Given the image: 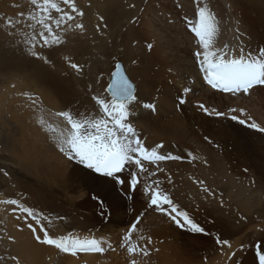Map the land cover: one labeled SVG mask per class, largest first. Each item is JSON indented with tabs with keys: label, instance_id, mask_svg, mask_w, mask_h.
I'll return each mask as SVG.
<instances>
[{
	"label": "rangeland",
	"instance_id": "374dc122",
	"mask_svg": "<svg viewBox=\"0 0 264 264\" xmlns=\"http://www.w3.org/2000/svg\"><path fill=\"white\" fill-rule=\"evenodd\" d=\"M26 1L30 3L29 0ZM132 1L133 2H130V0H77L78 6L82 8V10L84 8V12H88L90 16L94 17L96 13H98V21L101 23H91L92 27L90 30L92 36L88 38L91 40H84L83 37H81L80 40H76L71 44L68 43L67 46L71 47H66L64 49V52L69 51V54H73V56H71V54L69 55L71 57L70 61L72 62V60H74L72 63H76L81 67L79 73L71 68L70 61L69 64L66 65L69 66L67 69L68 74L75 81L79 82L76 89L81 93L85 92V96L86 91L89 90V81L93 77L92 72L94 71L96 75H99L104 70L101 69L103 68L101 65L104 64L106 60H101L102 56H110V53H107L109 42H106L105 33L100 29L103 21L100 20L101 16H103L104 21L107 23L105 27L106 31L107 29L111 31L114 25L119 27L120 35H117V37L113 36L118 43L122 38L121 34L123 35L125 30L128 29V24L133 20L135 22H140L144 12L146 13L145 18L148 20L154 18L152 12L147 6L152 1V5L156 4V8L159 12L158 17L157 15L156 17L163 19L164 26H167L169 30H181L182 32L185 31L188 34H192L185 18L187 17L188 20H193L195 18H191V16L195 17L196 14H192V11H188L186 14L183 12L182 7L185 5L184 0H158L157 3L155 0ZM185 2L186 4L195 6V9L197 10L195 0H188ZM111 6H116V8L114 7L113 9H110ZM20 12H23V10H11L7 14L8 17L15 19ZM77 18V22H84L83 17ZM97 25H100V28H98ZM24 26L25 25H20L18 27L21 28ZM16 30L17 28L10 32H15ZM88 33V26H85L84 34L88 36ZM223 33L225 37H223L222 40L225 41L228 38L227 32L224 31ZM26 35L29 34L26 33ZM109 37V41L111 42V36ZM154 39L155 41H158V38ZM102 42H106V45ZM142 45L146 46V50L148 48L151 52V47H149V45L153 46V42H147L145 39L143 40ZM218 47H222L221 44H219ZM261 48H264V45ZM54 49L56 50V45L54 46ZM71 49H73L72 52H70ZM24 50L29 53L28 47ZM64 52L62 50L60 54H56L55 57H53L57 62V66L61 67L62 62L60 58ZM66 54L68 53L66 52ZM100 55L101 57H99ZM114 62L115 59L111 57L110 61L105 63L108 66V69L110 67L112 68V65L114 67L106 80V85L103 87L102 96L107 95L105 90L110 82L112 72L115 71L116 64L122 63L125 66L124 61L120 60ZM134 83L136 84L135 81ZM163 85L164 90L165 86L171 88L172 97L175 101L176 113L180 114L179 117L183 119L184 126L186 125L185 139L180 141H170V145L177 148L180 146L183 148V151L177 155L181 157L180 160L161 161L160 163L162 164H158V167L146 164L149 173L141 174V185H143L145 181L150 184L153 180H156L159 182L161 189L167 191L171 197V189L168 190V187L163 188V186L170 185L172 183L170 181L176 178L181 171L199 177L198 166L205 164V160L200 156L195 155L196 159H191L189 153H191L192 156H194V153L187 141L193 140L198 143V146H204L211 149L210 154L212 155L214 163L216 162L215 159L220 158L219 160L221 161V164L227 169V182L233 181L234 185L238 187L237 189H235L236 187L233 189L232 186H227V189L223 192L224 195L221 196V200L226 202L223 203L224 201H221V206L217 204L220 206L219 208L221 210H214L215 206H207L206 202H200L202 203L200 204L195 202L189 203L186 201V204L183 200L179 201V199L175 200L171 197L174 203L180 206L181 209L188 211L190 216L204 227L206 233L209 234L192 233L185 229H181L171 221L167 215L155 210L154 207H149L148 205L150 201L141 185H138L135 191H130L127 183H125V185H119L109 177L97 175L93 170L87 169L75 160L69 161L76 165V169L79 167H85V169L90 170L93 174L101 178H106L109 181L105 183L103 181L94 180L96 186H99L98 188H96L95 185H91L90 187L85 185L81 186L80 182H87V179L88 182H92L93 179L84 176L73 178L75 175L72 176V173H69V176L66 175L65 179L59 186H55L52 192L53 194L49 192V194H51V199L49 198V194H47L48 197H46V199H49H47L45 203H47V207L50 208L45 212L41 207L42 205L37 204V200L32 194L33 190L29 191V189H27V191L25 189L20 192L21 195L25 196V200L20 195H17L14 190H18V183L23 186L28 185L32 187L36 184L33 180V171H29L27 166L24 165L27 163L25 161L26 158L24 157H28V154L31 155L33 150V127L38 129L44 136H47V140L50 143L52 150L56 152L57 157L60 159L62 158L60 156L62 153L59 151L55 142V136L44 131L39 124V120L41 118L48 120L59 125L63 130L69 128L62 117H46L44 112L46 108L40 101L39 96L34 94H31L32 96L27 98L20 96V98L24 100L20 103L21 114L17 115L20 119L16 121L13 120L15 123L14 126L17 127L15 133H13L14 128L11 130L10 127H7L10 128L9 131L7 128H2L1 126H3V123L2 120L0 121V133L2 134H0V201L4 200L2 197H5V199H16L21 204L42 213L52 222L51 224L47 221L43 222L50 235L67 236L71 234L72 236L79 238V236L88 233L90 239L96 238L104 242L103 247L105 248V251L102 254H98L97 256L99 257L87 260L84 258H78L77 255L80 253H77L76 256H74L75 258H73L75 261L74 264H130V259L132 257H130L126 248L121 246L123 243L122 238L130 230L132 223H134L138 217L140 218V223L137 225V231L132 235L133 241L139 242L141 246H144L147 243V238L149 237L152 241L151 244L148 245L150 249V255L148 257L136 256L138 264H163V259L166 264L170 261L172 264H183L185 260L186 264H236L237 260H239L241 264H258L255 245H264V132L248 127L247 123L255 122L261 128H264V121H262L258 114L256 116L255 109L252 107L254 104L250 102L247 97H241L240 100H235L233 98L227 99L220 94L213 93L205 98L206 101L202 100L197 102L192 100L183 90L174 87L175 83L166 78L164 84L157 89L156 94L164 91ZM261 87L260 93H262L261 95H264V86ZM1 93H3V91ZM260 93L253 95V97L257 98ZM156 94L154 96L155 98L157 97ZM93 97L91 99H93ZM181 97H183L186 103H179V98ZM88 98L90 97L88 96ZM146 103H151V101ZM201 104L208 109V113H211L210 115L199 107ZM140 105L142 107V104ZM17 107L18 106H14L13 109ZM96 107L99 106L97 105ZM260 108L262 113H264V106H260ZM230 109H236L237 111L231 112ZM240 109H243L244 112L241 113L239 111ZM46 111L48 110L46 109ZM130 111L132 110L130 109ZM249 111L251 113H249ZM217 112L224 113V115L218 116L216 115ZM252 114L254 115V119L251 117ZM232 115H237L240 119H246L247 123L242 125L238 121L232 120ZM6 131L8 132L6 133ZM54 152L52 153L50 151L48 154L53 155ZM59 162H61V160H59ZM163 163L166 165L163 166ZM160 169H162V171ZM72 172L81 175L78 170ZM152 172L156 173L155 176L151 175ZM161 182L162 184H160ZM227 182L225 180V183ZM5 183H9L8 186ZM241 186L244 187L242 188L246 194V201H250L249 207L251 209V211H242L254 222H250L249 218L245 216L243 212L240 211V213L239 210L236 214L234 211L236 208L232 207L234 200L229 194H231V196L234 194L233 198L235 199V196L239 193V187ZM96 197H98L99 200H102L107 206L106 214H101L99 201ZM8 206L9 204L0 203V256H4L6 259L7 257L12 256V248H10L8 244L5 246L7 226H5L6 224L4 223L2 216ZM14 207L15 206L12 208L14 209ZM13 209L11 210V213L15 217L20 218L18 228L23 230L25 228L28 230L26 222L29 221L30 223L32 221L26 219L25 215L18 210L14 212ZM58 217H63L64 219H58ZM226 220L229 221L232 228L224 223ZM239 226L242 228L238 229ZM140 236H144L146 239L140 240ZM216 237L228 240L231 244V248L218 245ZM236 242H239V244L237 245ZM241 245L245 246L242 251L240 250ZM156 249H158V251H156ZM233 251L236 252V256L229 261L228 254ZM171 254H173L175 258H173ZM69 256H71V253L57 254L56 258L58 259L50 262V264H70L68 259L71 257ZM223 258L225 260H223ZM167 260L169 261L167 262ZM7 264H13V262L7 260ZM20 264L25 263L22 262Z\"/></svg>",
	"mask_w": 264,
	"mask_h": 264
},
{
	"label": "bare ground",
	"instance_id": "6f19581e",
	"mask_svg": "<svg viewBox=\"0 0 264 264\" xmlns=\"http://www.w3.org/2000/svg\"><path fill=\"white\" fill-rule=\"evenodd\" d=\"M185 1L188 0H184L185 5H183L182 7L183 12L186 14L188 13V11H192V14H196V7L186 4ZM130 2L133 1L130 0ZM155 2L157 3L158 0H155ZM200 2L201 5L206 4L212 10V12H214L217 18L219 25V32L216 40L217 46L215 45L217 48L222 49L227 44L231 48L238 50L240 46H243L246 51H251L253 52V54H255L256 50L259 49L258 47L261 48L264 45V0H200ZM147 6L152 12L154 18L148 20L147 18H145L146 13L144 12L142 14L140 22H135L133 20L128 24V29L125 30L123 35L121 34L122 38L118 41V43L116 41V38L113 37H117V35H120L118 26L114 25L111 31L109 29H107L106 31L105 25H107V23L103 19L101 28L99 27L101 31L105 33L106 42H109L107 53H110L109 57L104 55V57L102 56L101 60H106V62H109L110 58L112 57L113 59H115V62L120 60L124 61V67L127 75L136 82L139 102L130 106V109L132 110L130 120L133 126L136 128L137 133L139 134L140 132L139 136L146 147L152 148L157 145H163V147L159 148L158 151L161 154L170 153L174 156H177L179 153H182L181 151H183V148H181L180 146H178L177 148L170 145V141H180L184 140L186 137V125L184 126V123L182 121L183 119L179 117L180 114L176 113L175 101L172 97L171 88L169 86H165L164 90L163 85L164 91L156 94L157 89L162 84H164L165 78L167 80L173 81V83H175L174 87H177L178 89L184 91L185 88H190L191 91L185 93H187L192 100H195L197 102L202 100L206 101L205 98L213 93L220 94L227 99L233 98L235 100H240L241 97H247L249 98L250 102L254 104V106L252 107H254L255 109L256 116L258 114L262 121H264V113H262L260 108V106H264V95H261L262 93H260L262 88L261 86L253 90L251 95H233L220 93L219 91L212 89L211 87L206 85L205 81L203 80V74L199 70L198 62L194 55L195 51L199 49L197 48V43L194 40L193 34H188L185 31L184 33L181 30H169L167 26H164L163 19H161L160 17L157 18L159 12L156 8V4L152 5L151 1V3ZM114 7L116 8V6H111L110 9H113ZM16 9H22L23 12L26 13L32 10V6L26 0H1L0 121L2 120L3 123V126L1 127H4V129L10 127L11 130L14 128L13 133L16 132L17 127L14 126L15 123L13 122V120L16 121L20 119L17 115L21 114L20 103L24 100L20 98V96H23V98H27L31 97V94L39 96L40 101L48 110L46 111L45 109L44 111L46 117H58L56 115L57 113L66 110H70L74 114L84 113L86 115H100L99 107H96V103H94L93 99L91 98L93 96H102L104 89L103 87L104 85H106V80L108 79V76L114 66L112 65V68L110 67L108 69V66L105 64V62L101 65L103 66V68H101L100 66L101 69H104L101 74L96 75L94 71L92 72L93 77L89 81V90L86 91L85 96V92L81 93L76 89V86L77 84H79V82L75 81L67 71L69 66L66 65H68L69 61L71 60V57L69 56L71 53L69 54V51H66L68 54L64 52V49L66 47H71L67 46L68 43L71 44L76 40H80L81 37H83L84 40H91L88 39L92 36L90 30V28L92 27L91 23L94 22V24H97L98 22V24H101L98 21V13H96V15L92 17L88 12H85V15L83 16V23L86 27L88 26L89 37L85 35L84 32L82 33L79 30H69L67 33H62L64 43L56 45V50L54 49L55 45L45 48L38 47L36 50L46 58L38 59L24 50L28 46L24 44L23 41L32 35V29L24 26L21 28L17 27V30L15 32H10L13 29H8L5 23L4 18L8 17L7 13L11 10ZM84 10L85 9L83 8V11ZM191 18L195 17L191 16ZM224 31L227 32L228 37H226L227 40L225 41L222 40L223 37H225L223 33ZM26 33H28L29 35H26ZM109 36H111V42L109 41ZM67 38L69 39V41ZM154 38H158V41H155ZM145 39L147 40V42H153V46H151V52L148 50V48L146 50V46L142 45V42ZM106 42L102 43L106 45ZM219 44H221L222 47H218ZM73 49H71L70 52H72ZM62 50L64 53L60 58L62 62L60 67L57 66V62L55 61V59H53V57H55L56 54H60ZM71 56H73V54H71ZM99 57H101V55ZM73 61L74 60H72V62ZM2 91L3 93H1ZM258 93H260V95H258L257 98H254L253 95ZM155 94L157 95L156 98L154 97ZM88 96L90 98H88ZM149 101L156 105L155 111L141 107L140 104L143 105ZM14 106L18 107L13 109ZM249 113L251 112L249 111ZM251 117L252 119H254L253 114ZM45 121L46 124L54 126L58 131L63 130L59 125H56L48 120ZM10 128H7L8 131L10 130ZM43 129L44 131H46L45 128ZM8 131H6V133ZM46 132L54 135L55 137L58 134V132ZM187 142L194 153L193 155L200 156L203 160H205L204 165L201 164L198 166L199 177L181 171L180 173H178L176 178L170 181L172 182L170 185L163 186V188L168 187V190L171 189V197L175 200H183L185 201L184 203H186V201L189 203L206 202L207 206H215L214 210H221L219 207L221 206V201H224L221 200V196L224 195L223 192H225L227 186H232L233 189L236 186L234 185L233 181L229 180V178L228 180L230 182H227V169L224 168V166L221 164V161L219 160L220 158L215 159L216 162L214 163L212 155L210 154L211 149L204 146H198V143L193 140H189ZM50 151L52 153L54 152L47 140V136H44L39 132L38 129L33 127V150L31 152V155L28 154V157H24L26 158L25 161L27 162L24 165L27 166L29 171H33V180L36 182V184H34L35 186L33 185L32 187L28 185L23 186L18 183V190H14L16 194L23 197L24 200L26 198L25 196L21 195L20 192L25 189H29V191L33 190L32 194L34 195V198H36L37 204L42 205L41 207L43 208L44 212L48 211L50 208L47 207V203L45 202L51 197L50 195L53 194V189L56 185L59 186L65 179L66 175H68L69 173H72V176L75 175V177L73 178L84 176L89 179H93L92 182H88V179L87 182H80L81 186H96L94 180L103 181L105 183L109 181L106 178H101L93 174L90 170L85 169V167H79L76 169V165L69 161V159L65 158L66 156L63 153L60 155L62 157L60 159L57 157L56 152H54L53 155H49L48 153ZM59 160H61V162H59ZM159 164L162 163L159 162ZM163 164V166L166 165L165 163ZM77 170L81 175L72 172ZM225 180L227 183H225ZM200 181H203L204 183L201 184L199 183ZM5 184L8 186L9 183ZM160 184H162V182ZM205 186L210 190L209 192H205L203 190ZM98 187L99 186H96V188ZM242 187L243 186L239 187V193L237 196H235V199L233 198L234 194L232 196L231 194H229V196L234 200L232 207L236 208L234 210L235 213L238 210L239 212H246L247 210L251 211L249 207L250 201H246V194L243 191L244 187ZM237 188L238 187H236L235 189ZM49 192L51 194H49ZM47 194H49V198L46 199V197H48ZM2 199L8 200L5 199V197H2ZM225 202L226 201H224L223 203ZM217 204L220 206H218ZM12 207L13 206L9 205L8 207H6L7 209L5 211L3 209L4 213L2 214L4 223L6 224L5 226H7L5 246L8 244L10 248H12V256H16L19 259L20 263L23 262L25 264H50V262L56 261L55 259H58L56 258L57 254H64L54 247L37 243L29 229L27 230L24 228V230L22 231L19 230L20 228H18V224L20 218L17 221V217H15L11 213V210L13 209ZM247 217L249 218L250 222L253 221L249 216ZM26 223H29V221ZM224 223H226V225L228 224L227 226L231 227L228 220H226ZM239 228L241 229L242 227L239 226L238 229ZM8 236L14 237L15 242L13 243L12 241L8 240ZM53 236L58 237L57 235ZM79 238L90 239L88 233H85L83 236H79ZM236 244L238 245L239 242H236ZM97 255L98 254L80 253L77 256L78 258H84L88 260L99 257ZM171 255L173 256V254ZM74 256L76 255L71 254V256H69L72 258L68 259L70 261V264L75 263V261L73 260V258H75ZM173 258L175 257L173 256ZM224 258L223 260H225ZM169 260H167V262ZM170 262H168L167 264H172ZM164 263L165 260L163 259V264Z\"/></svg>",
	"mask_w": 264,
	"mask_h": 264
},
{
	"label": "snow or ice",
	"instance_id": "6c2138e0",
	"mask_svg": "<svg viewBox=\"0 0 264 264\" xmlns=\"http://www.w3.org/2000/svg\"><path fill=\"white\" fill-rule=\"evenodd\" d=\"M195 3L197 5L195 19L188 20L186 17L185 20L199 49L195 51L194 55L199 70L203 74V80L212 89L233 95H251L257 86H264V48L257 49L255 54L246 51L243 46H240L238 50L227 44L222 49L217 48L215 46L219 32L217 18L206 4L201 5L200 0H195ZM30 4L31 11L20 12L16 19L5 17L4 20L9 29L15 30L20 25L32 29V35L26 38L23 43L28 46V52L33 57L46 59L36 49L64 43L62 33H67L69 30H79L82 33L85 31L84 24L76 22L77 17L82 18L85 15L82 8L78 6L77 0H30ZM103 19L101 16L100 20ZM97 27L99 28L100 25ZM70 66L78 72L81 71L80 65L76 63H71ZM105 91L106 96L93 97L99 106L100 115L74 114L70 110L61 111L56 115L64 118L69 126L67 130L58 131L54 126L46 124L43 118L39 120V124L46 131L58 132L55 142L59 151L67 159L75 160L87 169L111 178L119 185L127 183L130 191H135L137 186L141 185V174L149 173L146 164L158 167L161 161L180 160L181 157L170 153L161 154L158 149L163 145L148 148L142 142L130 120V106L139 102L137 86L124 71L123 65L116 64ZM190 91V88L184 89V92ZM179 103L183 104L186 101L181 97ZM142 107L152 111L156 110L154 103H145ZM199 107L208 113V109L203 104ZM230 111L236 112L237 110L230 109ZM239 111L244 112L243 109ZM216 115L221 116L224 113L217 112ZM231 119L242 125L247 123L246 119H240L237 115H232ZM247 126L264 132V128L255 122L247 123ZM189 156L193 160L196 159L191 153ZM160 170L162 171V169ZM155 174V172L151 173L152 176ZM199 183L203 184L204 182L200 181ZM141 186L150 201L149 207H154L155 210L167 215L181 229L192 233L209 234L190 216L188 211L174 203L170 195L160 188L158 181L153 180L150 184L145 181ZM203 190L210 191L206 186ZM96 199L99 201L101 214H106L107 206L98 197ZM0 203L15 206L14 212L18 210L25 215L26 219L32 221L26 226L39 244L51 246L60 252L72 255H76L78 252L102 253L105 251L102 246L104 242L96 238L80 239L71 234L58 237L50 235L43 222L47 221L51 224V220L16 199L3 200ZM58 219L64 218L58 217ZM139 223L140 218L138 217L122 238L121 246L125 247L132 257L130 264H138L137 255L142 257L150 255L148 247L152 242L150 237L147 238V243L144 246L132 239ZM7 239L15 242V238L12 236H8ZM139 239L145 240L146 238L140 236ZM216 242L218 245L231 248L230 242L226 239L216 237ZM244 247L241 245L240 250H244ZM255 250L258 264H264V245H255ZM235 256V251L228 254L229 261ZM7 260H11L13 264H20L16 256H9L7 259L0 256V264H7ZM236 264H241V262L237 260Z\"/></svg>",
	"mask_w": 264,
	"mask_h": 264
},
{
	"label": "water",
	"instance_id": "95a60500",
	"mask_svg": "<svg viewBox=\"0 0 264 264\" xmlns=\"http://www.w3.org/2000/svg\"><path fill=\"white\" fill-rule=\"evenodd\" d=\"M119 64L123 65L122 63H119ZM123 68H124V71L126 72L124 65H123ZM126 74H127V73H126Z\"/></svg>",
	"mask_w": 264,
	"mask_h": 264
},
{
	"label": "crops",
	"instance_id": "0c3cea01",
	"mask_svg": "<svg viewBox=\"0 0 264 264\" xmlns=\"http://www.w3.org/2000/svg\"><path fill=\"white\" fill-rule=\"evenodd\" d=\"M240 182V181H239Z\"/></svg>",
	"mask_w": 264,
	"mask_h": 264
}]
</instances>
